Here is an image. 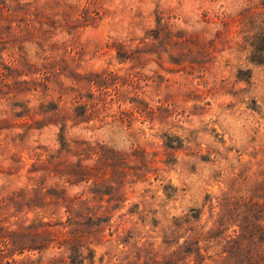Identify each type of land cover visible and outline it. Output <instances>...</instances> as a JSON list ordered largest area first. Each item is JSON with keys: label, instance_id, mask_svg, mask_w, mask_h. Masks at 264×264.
Here are the masks:
<instances>
[{"label": "rangeland", "instance_id": "rangeland-1", "mask_svg": "<svg viewBox=\"0 0 264 264\" xmlns=\"http://www.w3.org/2000/svg\"><path fill=\"white\" fill-rule=\"evenodd\" d=\"M7 1L19 9L3 23L10 36L0 38V62L16 71L1 80L5 225L50 220L46 209L29 206L41 189L73 196L99 178L123 197L111 223L137 235L125 245L107 230L93 245L97 264H120L145 244L160 259L184 247L181 264H242L226 251L242 232L264 254V55L251 45L264 33V0ZM248 4L254 20L243 16ZM115 43L124 45L123 57ZM105 71L125 77L121 102L113 100L116 85L93 83ZM86 103L97 113L84 121L76 115ZM102 146L112 160L99 166V177L72 185L90 177L75 168L99 165ZM228 211L230 221L209 239ZM63 253L51 246L15 258L71 264L56 260Z\"/></svg>", "mask_w": 264, "mask_h": 264}, {"label": "trees", "instance_id": "trees-1", "mask_svg": "<svg viewBox=\"0 0 264 264\" xmlns=\"http://www.w3.org/2000/svg\"><path fill=\"white\" fill-rule=\"evenodd\" d=\"M20 5H18L19 7ZM19 8L15 9L12 4L7 0H0V38L6 40L11 33V26H5L3 23L10 22L13 16L16 15ZM91 12L90 8H86L85 14ZM244 18L254 20L256 16L253 15L252 5L248 4L242 11ZM250 13V15H247ZM32 23L36 22L38 13L31 12ZM264 37V33L261 34L258 39L259 43H252L255 54L264 55V44H261V38ZM115 46L120 49V55L123 57L124 45L122 43H115ZM10 72L16 73L9 65L4 62H0V94L4 91V86L1 80L9 79ZM133 75V73H130ZM96 78L93 83L100 89L104 90L108 86L116 85L115 94L113 100L121 102L123 100V92L119 87L120 81L125 77L116 72L105 71L101 74L94 75ZM9 88H13L12 85H8ZM107 94V93H106ZM117 97V98H116ZM96 105L90 106L89 103L81 106L79 109L82 112L77 111V118L84 121L88 120L87 115L90 116L97 113L95 111ZM126 112V111H122ZM90 119V118H89ZM91 150H96L94 147H90ZM102 151L96 150V154L99 158V165L97 166H84L80 165L75 168V171L84 175H90V177L73 182L72 185H78L80 182L90 184L93 177H99L98 171L100 165H105L112 160L111 155L106 151L105 147H101ZM130 155H122L123 161H127ZM61 173V174H60ZM66 174L57 172L55 177H60L64 180ZM106 184L100 182L99 178L95 181L94 187H90L84 190L83 193L77 195H70L67 188H56L48 190L43 193L41 189L37 193V197L33 198L29 202L30 207H40L46 209L50 215V220H46V216H38L35 219L19 220L10 225H5V220H0V261L2 264H21L19 260L15 258L16 255H24L27 251H38L43 253L48 251L51 246L64 250L62 257H57L56 260L66 261L70 259L71 264H97V251L93 249V245L101 243L104 239H107L106 231L110 230L111 237H117V240L125 245L131 243L136 238L137 231L135 228H128L124 222L114 220V213L120 208V203L123 202V197L118 192H108ZM115 190V188H114ZM38 201H42V206L37 204ZM107 202L108 204H106ZM137 208V207H136ZM64 211V212H63ZM61 217L57 218V215ZM143 212H137L135 209L129 211L128 214L134 216L136 214H142ZM231 212L221 216L217 222V226L213 228L208 234L210 239L215 232H220L225 226L227 221H230ZM122 215L121 218H124ZM106 219H109L108 221ZM178 227L181 224H177ZM180 225V226H179ZM244 231V230H243ZM246 232H242L238 237L231 240H227L226 251L230 253V258L239 256L242 260V264H262L264 263V254L257 253L249 245L245 243ZM218 234V233H216ZM203 235L201 234V237ZM112 241V239H108ZM189 245V243H188ZM187 245V246H188ZM150 246L145 244L142 247L136 246V250L122 259L120 264H181L180 255L183 253H189L185 251L183 247L180 252H175L170 256H165L163 259L154 256V251ZM189 249V248H188ZM192 250L191 252H193ZM199 256H202L199 250ZM190 252V253H191ZM181 253V254H178ZM68 255L66 258L65 255ZM28 260H31L29 258ZM102 263L105 261V257L101 259ZM25 262V261H22Z\"/></svg>", "mask_w": 264, "mask_h": 264}]
</instances>
